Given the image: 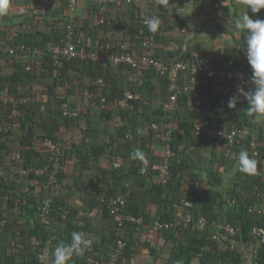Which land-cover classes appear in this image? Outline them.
Returning <instances> with one entry per match:
<instances>
[{
    "label": "trees",
    "instance_id": "trees-1",
    "mask_svg": "<svg viewBox=\"0 0 264 264\" xmlns=\"http://www.w3.org/2000/svg\"><path fill=\"white\" fill-rule=\"evenodd\" d=\"M14 1L0 0V5H5L4 8L0 7V44L22 42L38 46L45 70H27L25 62L0 49V81L9 83L13 95L34 97L26 104L0 103V264H53L54 249L62 241L70 242L74 231L84 233L95 247L96 256L102 260L113 252L118 238L124 239L126 249L118 264H144L141 261L146 253L155 257L151 264H177V261L182 264H214L220 259L223 264H246L238 247L225 251L215 249L204 257L198 256L201 247L212 242L215 231L212 227L201 232L193 227L172 226L158 233L165 239L163 247L152 245L151 237L156 233L152 223L156 219L166 222L177 217L185 185L197 181L200 183L198 189L189 195L194 204L192 211L197 216H206L210 221L232 223L238 231L234 237L237 242L257 240L258 253L252 264H264V241L251 236L253 226L264 225V215L249 209V193L256 187L264 190V180L256 173H245L239 181L231 182L228 188H224L229 165L238 160H231L225 155L223 140L209 138V132L220 122L218 103L224 97L218 94L213 99V108L204 116L201 133L197 134L196 115L188 104L187 95H180L179 107L171 113L168 79L151 68L145 69L142 84H130L127 76L129 73L136 74L137 66L57 58L52 54L49 47L63 41L64 25L72 20L76 23L75 42L80 49L98 47L104 34L115 29V23H101L102 11L97 4L87 0L90 10L87 18L78 19L72 15L75 8L70 6V0H25L26 5L44 6L42 11L34 14L22 12L20 8L14 11L11 6ZM168 6L160 7L169 11ZM259 13L264 14V10ZM150 15L163 16L164 21L172 18V14L166 16L151 11L149 15L139 17L133 10L125 36L137 42L151 37L157 38L159 43L168 39L164 37L170 26L162 22L156 34L148 30L142 21ZM6 19L9 21L5 22ZM14 19L18 21L13 22ZM89 32L88 37L94 34L95 38L83 37ZM113 34L111 38L115 42L122 40L113 38ZM94 40H97L96 43ZM134 48L143 51L140 45ZM190 55H182L177 60L189 58ZM230 59L235 61L236 68L252 72L247 60L236 57L226 56L220 60L218 67ZM153 74L162 80L159 91L155 90ZM101 77L107 82L103 94L115 106L110 110L100 106L84 107L76 116L65 114L63 105L67 104L74 110L77 102L85 101L92 91L98 90ZM214 83L220 84V81L213 79L207 86L202 85L207 104L210 103L205 90L212 88ZM221 83L230 95L236 93L238 84L243 85L240 80L228 78ZM127 87L135 93L132 106L122 102ZM157 100L159 102L155 104ZM248 106L241 98L235 109H228L229 124L232 127L250 128L251 133L238 141L236 150L238 154L242 150L250 153L252 144L256 143L260 150L259 166L264 171V123H258L257 119L247 114L245 110ZM8 111H13L15 116L7 117ZM167 121L174 123L170 142L174 155L171 158L169 182L165 184L152 171L143 174L142 166L145 163L130 159V154L141 149L146 155V164L161 162L165 154L159 161L153 153L154 145L159 141L165 146L166 141L155 137L151 125L153 122L163 124ZM7 123L11 124V128H6ZM138 129L143 130V134L138 133ZM44 133L63 147L62 153H52L47 149ZM105 138H108L106 142ZM208 147H211V156L207 160L204 149ZM11 150L20 151L30 166H44L50 157L53 163L43 175L33 173L29 181L19 183L6 178L10 167L15 165L9 155ZM115 161L121 162V168L113 167ZM132 176L156 178L151 189L159 196L154 200L162 209L157 215L148 212L139 200V194L132 190L131 185L124 183ZM27 184L30 190L25 189ZM128 189L127 211L143 214L145 223H128L119 234L117 220L110 214L109 204H101L98 197L102 194L126 193ZM20 197L26 202L18 203ZM46 197L52 198L49 227L39 214L40 203ZM77 197L91 209L78 204ZM229 199H233L234 203H229ZM99 206H102L105 219L115 220L114 225L105 227L102 232L95 227L93 215H89L90 210L95 211ZM136 232L141 233V237H135ZM33 238L38 240L37 244ZM68 264L89 263L84 255H73Z\"/></svg>",
    "mask_w": 264,
    "mask_h": 264
},
{
    "label": "built area",
    "instance_id": "built-area-1",
    "mask_svg": "<svg viewBox=\"0 0 264 264\" xmlns=\"http://www.w3.org/2000/svg\"><path fill=\"white\" fill-rule=\"evenodd\" d=\"M97 4L101 11V23L113 24L115 23L114 9L111 4L119 6L124 2H132V0H90ZM178 2L179 0H174ZM78 0H70V6L76 8ZM2 7H5L3 4ZM214 7L217 16L224 20L226 16L225 0H214ZM250 16L254 19L264 20V14L252 13ZM145 19L142 21L144 23ZM145 24V23H144ZM65 37L61 43L53 44L49 47V50L57 58L66 57L68 59L78 58L81 60H93L103 63H112L115 65H133L137 66V73H129L127 78L130 84H142L144 82L145 69L151 68L158 75H161L168 79L170 94V111L175 112L179 107V99L181 94H186L188 97V104L190 105L193 113L196 115L195 131L197 134L201 133V123L204 116H206L210 108L203 98V88L197 81L200 79L204 84H208L213 79L220 82L228 79H235L242 81L243 86L246 89H251L252 72L243 68H236L235 61L230 59L226 61L223 66H209L202 62L201 54L199 52H192L189 58L168 61L157 55V48L159 41L155 37L144 38L140 42L134 41L128 36L123 38L120 42H115L111 35L113 34L110 29L103 36V41L98 47L91 49H80L75 42L77 36L76 23L72 20L64 25ZM157 32H154L156 34ZM140 45L143 51H137L133 46ZM0 49L8 52L9 55L15 56L18 61L26 63L27 70H45L42 58H40V50L38 46L17 42V43H3L0 44ZM107 86V82L104 78L98 80V90L92 91L85 101L77 102L75 109L71 110L67 104L63 105L65 114L70 116H76L84 107H97L100 106L107 110H110L115 106V103L109 101L107 96L103 94V90ZM223 89L225 97L218 103L217 115L219 118V124L209 132V138H219L225 142L224 151L225 155L231 160H238V151L236 146L241 138L248 136L251 131L248 126L232 127L229 124L227 102L229 95ZM228 96V97H226ZM135 97V93L129 87L125 89L122 97V102L126 106H132L131 100ZM34 97L32 96H17L11 93L10 85L6 80L0 81V103L9 104H26L30 102ZM244 104L248 105L247 100H244ZM15 116L13 111L7 112V117L12 118ZM3 125V124H2ZM1 125V126H2ZM151 127L155 130L156 138H163L166 141V154L164 159L159 163L143 164L142 173L147 174L149 171L154 172L155 177L163 183L169 182L170 164L171 158L174 155L171 146L172 132L174 123L172 121L164 122L160 124L153 122ZM6 128H11V124L7 123ZM44 141L47 149L52 153L60 154L63 151V147L54 141L53 138L47 136L45 133ZM70 139V136H68ZM250 156H254L257 161L256 174L261 176L264 180V171L261 170L260 163V150L256 143L252 144L249 151ZM15 165L10 167L9 175L7 179H13L19 183L23 181H29L31 175H43L47 172L49 166L53 163V158H48V163L44 166L27 165L26 159L20 151L11 150L9 153ZM122 164L119 161L113 163V167L121 168ZM37 183V181H36ZM130 186V184H127ZM200 185L199 181L194 184H186L178 209V215L173 220L163 222L161 220H155L152 223V228L156 233L164 229H170L172 226H178L180 228L193 227L194 229L204 232L208 228L215 229L212 235V242L201 247L198 252L199 257H204L207 253L218 249L225 251L227 249H236L237 240L234 238L237 235V228L230 222H220L219 220L210 221L206 216H197L193 211V201L189 197L191 193H195ZM26 190H30L28 184L25 186ZM130 189L126 193H115L110 196L105 194L99 195L98 199L101 204L107 202L109 204L110 214L115 216L117 220L118 233L124 231L125 225L133 223L136 225H142L145 223V216L143 214H134L127 211L128 196ZM24 197V196H23ZM251 212L258 215H264V190L256 187L254 191L249 193ZM229 203H234V200H228ZM17 202H26L23 198H18ZM51 204L52 198L46 197L39 206V214L43 222L47 227L51 224ZM4 223V222H1ZM251 236L260 241H264V225H255L251 229ZM161 241L164 243L165 239L161 236ZM34 243H38L36 238H33ZM126 249V241L122 238H118L114 244V250L110 256L106 259H99L95 253V247L90 246L85 250L84 257L89 264H118L124 251ZM258 248L255 252V258L257 257ZM205 264V263H201ZM214 264H223L222 260L216 261ZM258 264V262H255Z\"/></svg>",
    "mask_w": 264,
    "mask_h": 264
},
{
    "label": "crops",
    "instance_id": "crops-1",
    "mask_svg": "<svg viewBox=\"0 0 264 264\" xmlns=\"http://www.w3.org/2000/svg\"><path fill=\"white\" fill-rule=\"evenodd\" d=\"M25 0H16L12 2L11 6L15 11L20 8L22 12H28L34 14L36 12L42 11L44 6L42 4H30L26 5ZM214 0H180L175 2L174 0H169V11L162 9L157 0H134L133 3L125 2L119 6L111 4L110 6L114 9L115 18V29L113 38H125L126 25L130 23V17L133 16V10L138 13V16L145 17L151 12L160 13L162 15L172 14V18L164 21L163 16L160 17L162 24H166L168 27L167 33H165V40H161L157 51L158 56L166 59L168 61L177 60L182 55H187L192 52H199L201 54V59L204 63L209 66H218L221 59L228 56L246 59V35L245 31H241L235 28V21L238 18H242L245 13L249 15L252 14L250 6L243 3L242 0H225L226 16L222 20L217 16L215 7L213 5ZM20 5V6H19ZM178 8H184L180 15L177 13ZM4 8V7H3ZM262 10V9H261ZM264 10V9H263ZM89 8L87 6V0H81L80 4L76 6L72 15L76 18H87L89 13ZM183 15V16H181ZM22 19V18H21ZM9 21V19H6ZM18 21L14 19L13 22ZM89 33L83 35L87 38ZM92 36L88 38H95ZM95 43L97 40H94ZM157 52V53H158ZM173 54H172V53ZM197 83L202 86H207L200 79ZM153 84H155V90L159 91L161 89L162 80L153 74ZM203 88V86H202ZM204 92V89H203ZM222 83H214L213 87L205 90L208 96V106L210 109L213 108L212 101L218 94H223ZM230 95V94H229ZM222 97H225L222 95ZM228 97V96H226ZM159 100L155 102L158 103ZM212 107V108H211ZM258 123H264V117L257 120ZM108 138H105V142ZM153 153L158 157L160 161L166 151V146L162 142H155ZM204 154L208 158L211 156V147L205 148ZM207 163V162H206ZM245 173H241L238 170V161H233L232 165H229L228 171L226 173V182L224 188H228L231 182H236L240 180ZM155 177L147 176L144 179L138 178L137 176H132L129 180H125V184H130L133 191L139 194V200L144 203L148 212L153 215H157L161 211V206L157 205V197L159 196L154 192L151 187L153 183L156 182ZM80 194H82L80 192ZM79 196V194H78ZM78 204H87L80 202V197H77ZM88 209H91L88 208ZM92 216L93 223L100 232L104 231L105 227L114 225V219H105L103 217L102 206H99L95 211L90 210V216ZM141 233H135V237H141ZM152 245L163 247L164 243L161 241V236L158 233H154L151 237ZM237 247L239 248L242 256L244 257L246 264H252L253 259H255V252L258 247V241H248V242H237ZM144 259L141 261L144 264H151L154 262L155 257L153 255L145 254Z\"/></svg>",
    "mask_w": 264,
    "mask_h": 264
},
{
    "label": "clouds",
    "instance_id": "clouds-1",
    "mask_svg": "<svg viewBox=\"0 0 264 264\" xmlns=\"http://www.w3.org/2000/svg\"><path fill=\"white\" fill-rule=\"evenodd\" d=\"M168 2L169 0H157V3L161 6H167ZM242 2L249 5L253 13H259L261 9H264V0H242ZM183 9L177 7V13L180 15ZM144 23L149 31L156 32L161 24V20L156 15H150L145 18ZM235 28L247 33L246 59L252 70L251 84L253 87L246 89L243 85L238 84L236 86V93L228 99L227 108L235 109L241 98H243L247 100L249 105L245 110L247 114L259 120L261 117H264V20L254 19L248 13H245L242 18H238L235 21ZM137 131L143 134V130L138 129ZM130 159H139L143 163H147L146 155L141 149H136L132 152ZM237 159L238 170L241 173H256L257 161L246 150L240 151ZM90 243V240L85 237L84 233L72 232L70 242L62 241L54 249L53 264H68L73 255L82 256L90 246ZM177 264H182V262L177 261Z\"/></svg>",
    "mask_w": 264,
    "mask_h": 264
}]
</instances>
